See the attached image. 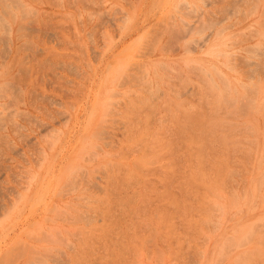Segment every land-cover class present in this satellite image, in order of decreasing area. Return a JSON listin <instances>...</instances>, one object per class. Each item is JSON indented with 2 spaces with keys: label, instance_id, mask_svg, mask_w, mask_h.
<instances>
[{
  "label": "rangeland",
  "instance_id": "374dc122",
  "mask_svg": "<svg viewBox=\"0 0 264 264\" xmlns=\"http://www.w3.org/2000/svg\"><path fill=\"white\" fill-rule=\"evenodd\" d=\"M0 264H264V0H0Z\"/></svg>",
  "mask_w": 264,
  "mask_h": 264
}]
</instances>
